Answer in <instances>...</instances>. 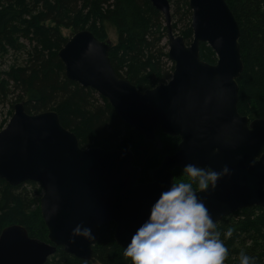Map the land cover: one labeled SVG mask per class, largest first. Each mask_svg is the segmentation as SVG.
<instances>
[{
  "label": "water",
  "instance_id": "95a60500",
  "mask_svg": "<svg viewBox=\"0 0 264 264\" xmlns=\"http://www.w3.org/2000/svg\"><path fill=\"white\" fill-rule=\"evenodd\" d=\"M164 17L172 78L140 92L115 72L110 40L83 30L69 37L58 56L66 77L106 99L119 118L146 142L161 147L157 135L179 137L177 152L164 157L142 183L141 168L130 149H81L54 111L29 114L14 105L8 126L0 132V179L10 186L39 184L40 212L48 242L30 237L22 225L0 233V264H46L58 248L76 259L93 261L96 228L115 225L114 240L124 248L147 219L149 208L170 186L174 171L187 163L227 165L230 174L198 195L217 224L251 207L264 210V119L238 112V80L244 70L240 28L225 0H190L193 40L187 44L172 28L169 0H150ZM207 44L217 57H200ZM81 224L91 238L72 237Z\"/></svg>",
  "mask_w": 264,
  "mask_h": 264
},
{
  "label": "trees",
  "instance_id": "16d2710c",
  "mask_svg": "<svg viewBox=\"0 0 264 264\" xmlns=\"http://www.w3.org/2000/svg\"><path fill=\"white\" fill-rule=\"evenodd\" d=\"M189 1L169 0L174 7L172 20L179 17L187 22L181 29L187 44L193 40ZM225 1L241 33L244 70L238 80V112L241 116L264 119V0ZM106 23L113 24L118 32V42L112 46L109 58L120 78L130 81L140 92L171 80L174 64L168 56L164 17L150 0H0V52H7L2 45L24 52L26 47L19 43L20 39L30 45L25 50L26 64H14L6 78L0 80V89L4 97L19 91L17 98L29 114L56 112L61 125L76 135L83 150L92 147L132 150L134 165L142 170L140 181L145 183L149 181V172L165 156L177 152L180 138L158 131L160 148L146 142L119 118L106 99L69 80L58 56L69 39L63 37L60 28L74 33L88 30L106 41ZM172 28L176 32L178 25L174 23ZM200 57L209 64L217 61L205 43L200 45ZM11 83L13 92L8 89ZM180 173L181 170L174 171V179ZM20 188L0 179V233L8 226L19 224L28 230L30 237L48 242L40 206L39 212L25 216L32 201L24 195L25 191L17 193ZM41 192L42 188L36 191L37 195ZM216 227L222 239L228 227L233 229L232 237L225 240L229 254L224 264H239L242 250L255 257L256 264H264L263 209L239 210ZM114 230L113 223L96 228L98 241L93 247V261L76 259L58 248L46 264H131L123 256L124 248L115 242Z\"/></svg>",
  "mask_w": 264,
  "mask_h": 264
},
{
  "label": "clouds",
  "instance_id": "9594fccd",
  "mask_svg": "<svg viewBox=\"0 0 264 264\" xmlns=\"http://www.w3.org/2000/svg\"><path fill=\"white\" fill-rule=\"evenodd\" d=\"M230 171L227 165L218 172L207 165L185 164L180 177L151 204L123 256L131 264H224L229 254L225 240L233 229L228 227L221 238L198 192L214 189ZM91 236V229L81 224L72 230L73 238ZM239 264H256V259L242 250Z\"/></svg>",
  "mask_w": 264,
  "mask_h": 264
},
{
  "label": "rangeland",
  "instance_id": "374dc122",
  "mask_svg": "<svg viewBox=\"0 0 264 264\" xmlns=\"http://www.w3.org/2000/svg\"><path fill=\"white\" fill-rule=\"evenodd\" d=\"M171 7H172L171 12L173 14L174 13V7L173 6H171ZM174 23H176L178 25V30L175 33L178 35H181V29L187 23L186 20L180 21L179 17L178 18L174 17L172 20V24H174ZM105 27H106V31H107V39L110 40L113 43V45H116L118 42V32H117L115 26L111 23H106ZM60 31H61L63 37H65V38H69L74 34L73 30H71V29L60 28ZM166 42H167V39H166ZM19 43L21 45L23 44L27 50L30 49V45H29V42L27 40L20 39ZM2 46L5 47L7 52H5V53L0 52V80H2L3 78H6L7 72H9L10 68L14 64L24 65V64H26L25 62L27 61V55L25 53L26 49L23 50L24 52H19V51H14L13 49H9L7 45H2ZM2 82H5V81H2ZM8 86H9L8 89L11 92H13L12 91L13 88L11 87L12 83ZM2 87H5V86L2 85ZM17 94H19V91H15L14 94H10L7 97H4L3 93L1 92V89H0V132L8 126L9 121L12 118L13 113H14L13 106L16 103L21 102L18 100ZM24 101H25V99H24ZM251 118L254 119L255 117L252 116ZM31 184L32 183L22 184V185H20L21 188L17 190V193L25 191L24 195L27 194L28 200L30 202L32 201L30 204L31 207L28 210L29 212H26L25 216H30L31 213L39 212V206H40L39 201L43 195V189H42V192L40 193V195H37V193H36L37 189L41 188V186L39 184H37L36 187H34ZM33 184H35V183H33ZM0 220H1V214H0ZM51 258L52 257H50L49 259H51Z\"/></svg>",
  "mask_w": 264,
  "mask_h": 264
}]
</instances>
